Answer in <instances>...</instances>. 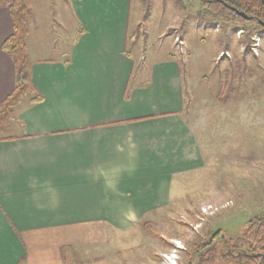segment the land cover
Listing matches in <instances>:
<instances>
[{"label": "crops", "instance_id": "1", "mask_svg": "<svg viewBox=\"0 0 264 264\" xmlns=\"http://www.w3.org/2000/svg\"><path fill=\"white\" fill-rule=\"evenodd\" d=\"M71 3L81 32L60 59L32 58L27 39L41 100L25 97L0 137V264H64L65 248L121 242L204 167L175 58L129 52V0ZM11 34L1 8L0 104L15 86Z\"/></svg>", "mask_w": 264, "mask_h": 264}, {"label": "rangeland", "instance_id": "2", "mask_svg": "<svg viewBox=\"0 0 264 264\" xmlns=\"http://www.w3.org/2000/svg\"><path fill=\"white\" fill-rule=\"evenodd\" d=\"M30 2V56L60 59L81 32L71 0ZM202 8L195 0H129L127 47L146 63L175 58L182 116L204 167L175 182L168 208L145 217L125 240L109 234L107 244L65 248L64 264H165L172 253L185 264L176 245L187 251L219 228L234 239L264 211V35L248 39L241 29L250 24H206L197 16ZM14 128L11 121L0 137Z\"/></svg>", "mask_w": 264, "mask_h": 264}, {"label": "trees", "instance_id": "3", "mask_svg": "<svg viewBox=\"0 0 264 264\" xmlns=\"http://www.w3.org/2000/svg\"><path fill=\"white\" fill-rule=\"evenodd\" d=\"M31 0H0V9H7L12 20V34L5 39L1 49L12 61L15 69V86L12 93L0 104V130L9 126L14 119V109L29 94L36 96L32 101L39 102L41 99L35 95L29 84L27 64V37L29 34V20L32 17ZM201 7L197 16L206 24H217L222 21L235 23L239 27L250 24V29L242 28L247 32L248 39L254 35H264V0H195ZM239 13L249 19H243ZM247 45V44H246ZM249 50V49H248ZM247 223L258 224L257 227L247 229L249 235H245L249 241L241 256L235 254L224 255L219 252V231L210 235L208 240L200 239L193 243L189 249L187 264H191L190 258L198 255L196 264H249L250 252L259 253L264 249V211ZM224 246L228 245L221 239ZM238 258V259H237ZM238 260V261H237Z\"/></svg>", "mask_w": 264, "mask_h": 264}, {"label": "flooded vegetation", "instance_id": "4", "mask_svg": "<svg viewBox=\"0 0 264 264\" xmlns=\"http://www.w3.org/2000/svg\"><path fill=\"white\" fill-rule=\"evenodd\" d=\"M253 219H251V220H253ZM258 226H259L258 224L246 222V224H244V226L242 228H239L240 231L235 236L234 239H231L230 236H225L224 233H222L221 229L219 228V241H218L219 242V252L221 251V253L224 255H227L230 252V254H233V255L235 254L239 258L241 256V254L243 253L244 248L247 245H249V241H246L245 235H249V233L251 234V232L247 233L246 232L247 229H249L250 227H257L258 228ZM221 239H224L223 241L227 242L228 245L224 246V243L222 242ZM181 250L184 251V253L186 252V254H188V252H189V250L186 251L183 248ZM225 250L226 251L228 250L229 252H225ZM254 252H250L251 255H250V259H249V264H264V249L262 252L259 251V253L258 252L254 253ZM197 258H198V255L194 254L193 256H191L189 262L191 264H196ZM187 260H188V256H187ZM175 264H176V261H175ZM185 264H187V262H185ZM218 264H223V262H219Z\"/></svg>", "mask_w": 264, "mask_h": 264}, {"label": "built area", "instance_id": "5", "mask_svg": "<svg viewBox=\"0 0 264 264\" xmlns=\"http://www.w3.org/2000/svg\"><path fill=\"white\" fill-rule=\"evenodd\" d=\"M179 249H182V247L178 244V245H176ZM175 254L174 253H172L171 255H170V257L169 256H167L166 257V260H167V262L165 263V264H175V259H173L174 257H176V256H174Z\"/></svg>", "mask_w": 264, "mask_h": 264}, {"label": "water", "instance_id": "6", "mask_svg": "<svg viewBox=\"0 0 264 264\" xmlns=\"http://www.w3.org/2000/svg\"><path fill=\"white\" fill-rule=\"evenodd\" d=\"M239 16L241 17V18H243V19H249L247 16H245L244 14H242V13H239ZM261 24V26H263V28H264V23H260Z\"/></svg>", "mask_w": 264, "mask_h": 264}]
</instances>
